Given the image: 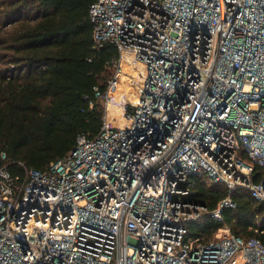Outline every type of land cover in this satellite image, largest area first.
I'll use <instances>...</instances> for the list:
<instances>
[{
  "label": "built area",
  "instance_id": "2783aa9c",
  "mask_svg": "<svg viewBox=\"0 0 264 264\" xmlns=\"http://www.w3.org/2000/svg\"><path fill=\"white\" fill-rule=\"evenodd\" d=\"M89 19L117 49L100 129L0 168V264H264L256 237H191L208 211L185 186L224 184L218 219L237 189L264 202V0H93Z\"/></svg>",
  "mask_w": 264,
  "mask_h": 264
},
{
  "label": "trees",
  "instance_id": "16d2710c",
  "mask_svg": "<svg viewBox=\"0 0 264 264\" xmlns=\"http://www.w3.org/2000/svg\"><path fill=\"white\" fill-rule=\"evenodd\" d=\"M92 1L0 0V168L19 173L20 162L45 170L69 153L78 134L98 133L103 107L93 87L105 89L117 49L109 42L95 47ZM185 186L186 198L208 211L188 224L191 237L207 240L228 227L264 244V202L237 189L235 206L221 208L218 219L210 212L228 195L225 185L192 175Z\"/></svg>",
  "mask_w": 264,
  "mask_h": 264
},
{
  "label": "rangeland",
  "instance_id": "374dc122",
  "mask_svg": "<svg viewBox=\"0 0 264 264\" xmlns=\"http://www.w3.org/2000/svg\"><path fill=\"white\" fill-rule=\"evenodd\" d=\"M220 233H223V231H219Z\"/></svg>",
  "mask_w": 264,
  "mask_h": 264
},
{
  "label": "bare ground",
  "instance_id": "6f19581e",
  "mask_svg": "<svg viewBox=\"0 0 264 264\" xmlns=\"http://www.w3.org/2000/svg\"><path fill=\"white\" fill-rule=\"evenodd\" d=\"M128 90V89H127Z\"/></svg>",
  "mask_w": 264,
  "mask_h": 264
}]
</instances>
